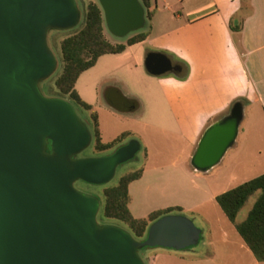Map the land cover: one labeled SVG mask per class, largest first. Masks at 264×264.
Listing matches in <instances>:
<instances>
[{"label": "water", "instance_id": "1", "mask_svg": "<svg viewBox=\"0 0 264 264\" xmlns=\"http://www.w3.org/2000/svg\"><path fill=\"white\" fill-rule=\"evenodd\" d=\"M97 2L113 37L144 29L140 0ZM79 21L75 0H0V264H145L140 250L185 251L201 239V230L182 215L158 219L143 241L123 228L99 226V200L75 189L76 182L109 184L141 149L133 139L110 156L80 158L93 141L90 129L69 101L39 90L57 69L48 31H69ZM144 68L152 77L182 72L162 53L148 55ZM135 109L132 101L119 108ZM242 118L236 104L207 127L190 160L194 171L208 173L220 164Z\"/></svg>", "mask_w": 264, "mask_h": 264}, {"label": "rangeland", "instance_id": "2", "mask_svg": "<svg viewBox=\"0 0 264 264\" xmlns=\"http://www.w3.org/2000/svg\"><path fill=\"white\" fill-rule=\"evenodd\" d=\"M90 2L98 3L97 0H75L80 12V21L74 29L48 31L47 43L56 59L57 69L50 79L39 84V90L46 98L57 97L68 101L67 97L60 95L54 87V81L62 69L60 43L81 29L86 5ZM151 5L152 21L146 19L144 29L137 32H146L151 24L148 39L127 47L120 54L101 57L96 66L83 73L76 84L80 97L93 107L99 117L103 142H109L124 132H130L132 140L144 145L134 159L117 168L115 177L109 184L92 186L76 182L74 187L77 191L99 200L100 210L97 215L99 226L123 228L118 222L104 218L103 192L116 186L121 177L145 169L141 181L134 182L129 187L132 215L139 219L147 217L154 211L171 207L182 208L184 214L182 216L189 218L201 230L200 242L187 251L167 250L177 254H188L205 249V241L216 242L221 236V229H228L232 231V235H237L233 225L226 219L212 197L240 185L247 179L237 176L233 182L230 180L232 174L230 155L233 152L226 154L222 162L208 173H198L192 169L190 160L194 146H190V143L193 136L196 138L200 136L207 121H199L200 109L196 104L192 112L185 116L177 105L170 102L175 94L184 91L181 85L187 80L188 74H184L183 77H176L173 74L152 77L144 68L146 57L152 53L168 56L174 65L183 66L186 63L180 52V23L174 20L182 5L175 0H152ZM137 33L124 39H117L106 28L104 29L106 39L113 45H125L127 40ZM192 89L195 90L196 86ZM120 95L139 101L141 108L134 113L116 111L110 103L115 102ZM236 104L243 107L240 101H233L219 119L227 115ZM73 107L79 119L91 129L89 113L76 105ZM247 124V120L243 121L241 129H246ZM243 137L244 135L238 138L239 142L243 141ZM145 150L148 151V160L144 156ZM110 154L95 153L92 141L90 147L79 157L101 158ZM259 195L260 192H257L248 200L239 212L236 224L246 220ZM163 250L165 249L149 248L138 251V255L145 264H150L154 253Z\"/></svg>", "mask_w": 264, "mask_h": 264}, {"label": "crops", "instance_id": "3", "mask_svg": "<svg viewBox=\"0 0 264 264\" xmlns=\"http://www.w3.org/2000/svg\"><path fill=\"white\" fill-rule=\"evenodd\" d=\"M175 2L182 5L174 20L180 23V52L186 61L183 66L178 65L182 67L181 74H188V77L181 85L184 91L175 94L170 102L177 105L185 116L192 112L196 104L200 109L199 121H207L200 136H193L190 143V146H194L192 151H195L203 132L221 117L231 102L242 103L243 118L238 136L226 154L233 152L230 155V180L233 182L237 176H243L247 179L241 183L243 184L264 174V0ZM150 12L153 13L152 5ZM151 27L149 24L144 41L150 36ZM193 86H196L195 90L192 89ZM126 101L134 102L136 109L131 112L119 110ZM110 105L121 113H134L141 108L139 101L123 95L118 96ZM246 120L248 124L246 129L242 130V123ZM99 130L102 139L100 123ZM124 133L130 134L125 142L127 144L132 140V134ZM243 135V141L239 142L238 138ZM139 143L141 147L144 145ZM144 156L148 160L147 150L144 151ZM144 174L145 169H142L141 178L134 182L141 181ZM225 192L227 191L223 193ZM217 196L219 195L213 196L212 199L215 200ZM129 197L128 208L131 213L130 193ZM233 228L235 230L234 226ZM235 232L237 235H232V231L228 229H221L220 238L216 242L205 241V249L202 251L188 254H177L167 249L156 251L150 264H264L254 258L236 230Z\"/></svg>", "mask_w": 264, "mask_h": 264}, {"label": "trees", "instance_id": "4", "mask_svg": "<svg viewBox=\"0 0 264 264\" xmlns=\"http://www.w3.org/2000/svg\"><path fill=\"white\" fill-rule=\"evenodd\" d=\"M140 2L145 8L146 19L150 22L152 19V13L150 12L151 0H140ZM104 29L103 13L100 6L98 3H88L81 29L63 39L60 43L62 69L54 81V87L60 95L67 97L71 104L89 113L91 119L90 131L93 136V150L95 153L115 152L118 148L125 145L130 134L123 133L113 141L103 143L97 114L92 112V107L80 98L75 89L76 83L80 76L93 68L102 56L120 54L127 47L143 42L147 36L145 32L137 33L129 38L125 45H113L106 39ZM183 76V74L178 75V77ZM141 176L142 169L125 175L119 179L116 186L103 192L104 218L118 222L137 241H143L146 238L149 227L158 219L167 215H184L182 208L171 207L153 212L146 219L133 218L128 208L130 201L128 187L132 182L140 179ZM81 184L85 183L81 182ZM257 192H260V195L246 220L236 224L239 212ZM215 201L226 219L235 227L238 235L254 258L258 262L263 263L264 174L217 196Z\"/></svg>", "mask_w": 264, "mask_h": 264}, {"label": "flooded vegetation", "instance_id": "5", "mask_svg": "<svg viewBox=\"0 0 264 264\" xmlns=\"http://www.w3.org/2000/svg\"><path fill=\"white\" fill-rule=\"evenodd\" d=\"M126 145V144H125ZM124 146V145H123ZM110 155H112V153L110 154ZM110 155H108V156H110Z\"/></svg>", "mask_w": 264, "mask_h": 264}]
</instances>
